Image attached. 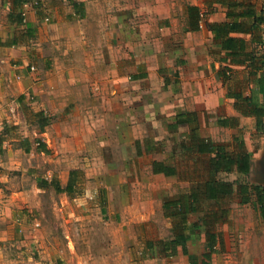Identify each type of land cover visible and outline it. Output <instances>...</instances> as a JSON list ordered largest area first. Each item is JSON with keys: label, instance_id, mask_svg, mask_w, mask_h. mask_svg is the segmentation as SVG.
Wrapping results in <instances>:
<instances>
[{"label": "crops", "instance_id": "0c3cea01", "mask_svg": "<svg viewBox=\"0 0 264 264\" xmlns=\"http://www.w3.org/2000/svg\"><path fill=\"white\" fill-rule=\"evenodd\" d=\"M45 1L51 8H55L57 18L62 20L65 18L64 25L70 22L68 19L82 16L85 11L83 4L88 3L87 0H69L70 2L65 0L67 6L65 10H61L60 3L56 4L53 0ZM73 1L78 5L74 6ZM117 1H124L126 6L127 2L128 5H132V0ZM237 1L242 5H235L236 10L247 6L254 9L255 14H260L264 7V0ZM29 2L24 1L22 6L18 7V11H22V21L17 22L12 17L0 19V136L2 137L0 264H87L89 262L83 252L77 249H69L68 253L62 254V257L53 259L50 252L51 237L43 235L42 230L36 226L35 218L31 217L37 214L36 210L40 202L38 191L42 193L50 189L57 192L53 185L40 186L39 182L42 179L53 180L64 187L71 170H76L78 174L73 191H59L60 193L71 198L81 196L84 203L91 198L100 200L101 194L105 200L112 199L108 185L124 181L116 180L113 175L107 181L98 178L95 190L85 186L82 194L76 195L82 190L84 167L89 163L82 156L79 157L76 150L85 149L82 135L87 134L92 140L96 138L94 127L99 128L101 119H107V126L114 132L110 134H114L119 141L123 139V135L133 139L136 155H150L148 167L151 174L174 177L177 181L186 183L184 187H177L175 192L160 199L161 215L166 219L169 234L158 240L170 238L173 235V219L164 215L163 201L178 197L188 191L191 184L208 178L207 161L210 153L198 152L191 146L192 144L187 143L190 135L210 139L214 143L224 144L228 149H232L235 146L234 135H239L244 140L241 127L247 121L253 123L254 130H261L256 127L255 117L241 113L234 106L233 97L227 95L234 89L246 95L252 94L254 100L258 102L262 100L256 78L248 75L246 65H232L231 80L226 82L219 80L221 85L216 86L217 88L212 85L214 77L209 74L215 70L217 76L216 68L220 66L218 60L220 54L218 51L215 52L219 46L213 42L212 33L206 28L205 22L230 20L227 16L229 8L226 3H220L219 0H139V4L146 3L147 7L156 9L157 13H151L147 18L152 21L163 19V24L169 27H162L160 32L153 34L148 32L147 46L141 49L140 53H132L129 48L116 45L108 46L109 49L105 53L97 44L92 47L83 44L45 49L39 44H33L35 42H32V38L28 42L19 39L18 29L26 28L30 33L38 23L39 13L31 9L33 7ZM6 3L8 9L9 4ZM188 5L199 7L201 19L198 29L185 31ZM231 34L246 39L247 49L253 47L254 44L249 41V33L232 32ZM75 35L84 37V33L77 31L69 33L65 30L63 33L66 40ZM160 38L165 42L159 43ZM150 39L152 43L149 42ZM208 50L219 55L217 61L207 55ZM103 54L108 55L106 60L101 57ZM238 70L244 72L242 77L237 75ZM243 84L247 86L242 88ZM134 86L137 87L136 92L132 89ZM84 91L91 99L84 101ZM224 100L225 113H215L208 117L214 120V127L206 130L207 116L204 115L202 108L216 107ZM147 104L154 106L149 109ZM44 117L49 122L41 125ZM177 118L182 120L177 121ZM219 118H225L228 125L220 124ZM154 124L159 127L161 125L163 130L167 129L169 134H177L172 141L168 139L167 151H164L165 143L160 146L159 138L148 134ZM103 126L107 127L106 122ZM216 127L229 131V138L214 137L213 129ZM142 136L144 137L141 138ZM89 137L87 139L91 142ZM244 145L251 156L248 172L242 173L234 169L218 171L215 174L217 180L232 185V192L216 196V199L201 195L200 198H206L205 204L208 206L188 213V223L194 230L186 243L188 252L183 253L180 245L173 254H165L159 249L151 250L150 247H145L143 250L142 245L139 253L144 252V255H147L144 259L146 262L157 264L158 261L173 259L175 264L192 262L199 264L204 260V253L208 251L206 243L213 235L215 241L210 252V262L219 256L222 262L227 264L235 255L237 262L245 263L247 256L252 255L253 264H264V218L260 207L253 201L243 202L250 204L248 207L231 205L235 199L240 202L237 189L240 183L264 184L254 180V175L252 176L250 172L251 161H255L254 151L245 140ZM36 150L54 151V155L64 151L68 152V155L64 161L59 159L54 162V170L60 174L52 172L50 176L46 175L43 178L34 175L32 185L25 188L20 185L22 178L18 174L20 168H23L22 173H24L25 167L18 156ZM71 150L74 153L70 154ZM161 153L163 158H159ZM186 159L189 160L188 166L184 165ZM200 159L204 161H199ZM153 160L174 165L176 172L170 175H164L162 172L154 173L151 169ZM51 161L53 160L50 159ZM185 168L189 171H184ZM203 168L202 176H197V173L193 172L197 170L200 174ZM229 173L246 175V179L234 182L221 176ZM74 192L76 193L72 195ZM121 193L123 194L122 191ZM22 203L24 204L21 205ZM101 208L104 210V206ZM79 210L81 211L79 214H86L90 209L85 206ZM142 215L143 218L139 221L144 223L143 221L149 220L153 213L146 208L145 213L143 209ZM200 216L203 219L199 220ZM197 220L200 223L195 227L193 224ZM148 241L150 238H146L144 246H147ZM70 243L69 238L68 245Z\"/></svg>", "mask_w": 264, "mask_h": 264}, {"label": "rangeland", "instance_id": "374dc122", "mask_svg": "<svg viewBox=\"0 0 264 264\" xmlns=\"http://www.w3.org/2000/svg\"><path fill=\"white\" fill-rule=\"evenodd\" d=\"M24 1H30L29 4L33 7L31 9L39 13L38 23H36L30 33L26 31V28L18 29L19 39L28 42L32 38V42H35L33 44H39L45 49L67 45L82 46L83 44L92 47L97 44L98 47L102 48V52L105 53L109 49L108 46L114 45L127 47L132 53H140L141 49L147 46L148 32L153 34V32H160L162 27H169V25L163 24V19L152 21L147 18L151 13L156 14V9L147 7L146 3L145 5L139 4V0H132V5H128L127 2V6L124 1L87 0V5L83 4V9L85 10L83 15L68 19L70 22L65 23V25V18L63 20L57 18L55 15L57 12H54L55 8H51L45 0H0V19L3 17L9 19L11 16L15 17L19 5L22 6ZM53 1H56V4L57 2L60 3L59 9L61 10L66 8V1L70 2L69 0ZM6 2L9 4L8 9L5 6ZM65 30L69 31V33L71 31L84 33V37L75 35L66 40L67 38L63 36ZM14 32L16 33L17 31ZM149 42L152 43V40L150 39ZM163 42L165 40L160 38L159 43ZM207 55L212 57L214 61H217L219 56L214 51L209 50ZM101 57L106 60L108 55L103 54ZM209 74L212 78L214 77L212 85L214 87L220 86L221 80L215 75V70H212ZM237 75L242 77L244 72L238 70ZM233 80L234 78L232 82ZM222 85L224 86V84ZM246 86V84H243L242 88ZM132 89L134 92L137 91L135 86ZM89 99L91 97L86 96L84 91V101ZM85 104L87 105L88 103ZM147 105L149 109L154 106V104ZM225 105L224 100L216 107L210 109L202 108L204 115L207 116L205 119L206 130L214 127V120L208 119V117L215 113H225ZM105 122L107 126V119H101L99 128L94 127L96 132L94 140L87 134L82 135L85 149L76 150V154L79 157L82 156L89 162L84 167L82 190L76 195L82 194L85 186L95 190L98 178L107 181L113 175L116 180L123 179L124 181L108 185L112 199L109 201L105 200L101 194L100 200L91 198L84 203L83 197L78 196L82 200V203H80L81 200L79 198H71L54 190L49 189L42 191V193L38 191L37 195L40 198V202L38 210H36L37 214L32 215L31 218H35L36 226L42 230L43 235L51 237L52 247H50V252L53 259L62 257V254L68 253L69 249H77L85 255V258L89 261L87 264H149L144 260L147 255L145 256L144 252L139 253L142 245L143 250L145 247H150L151 250H158V239L164 238L169 234L166 219L161 215L160 199L164 195L175 192L177 187H184L186 183L179 182L174 177H160L151 174L148 167L151 159L150 155H136L133 139H128V137L123 135V139L119 141L114 134H110L114 133L110 130V127L103 126ZM252 126L253 123L251 124L250 121H247L241 128L244 140L250 149L254 151L253 156H255V161H257L262 157L263 153L264 126L261 130H254ZM163 129L161 125L159 127L154 124L148 134L156 135L159 138L160 146L165 143L164 151H167V144L170 139L172 141L176 133L172 135L169 134L170 132L167 129ZM225 130L216 127L213 129L214 137L218 139L229 138L230 133ZM88 137L90 138L89 140H92L91 142L88 141ZM54 153V151L40 152V150H36L33 153H22L21 156H18L22 160L23 167H25L24 173H22L23 168H20L18 172L22 178L20 185L25 188L32 185L31 181L34 175L43 178L46 175L50 176L52 172L57 175L60 174V172L54 170V162L59 159L64 161L68 152L63 151L55 155ZM69 153H74V151L71 150ZM160 157H164L162 153L159 155ZM50 159L53 161L50 162ZM199 161L204 160L200 159ZM188 162L189 160L186 159L184 165H187ZM200 164L202 163L200 162ZM184 171H189V169L185 168ZM193 172H196L197 176H202L204 168L200 174H198L197 170ZM221 176L226 179H232L234 182L246 179V175L237 173L222 174ZM76 192L72 193V195ZM104 200L105 203H103ZM235 200L231 202L233 207L250 206V204L240 203L238 200L236 202ZM85 206L90 210L86 214H79L81 212L79 209ZM102 206H104V210H102ZM146 208L151 210L153 215L149 220H144V223H141L139 219L143 218V209L145 213ZM69 238L71 241L70 245H68ZM146 238H150V241H148L149 245L147 243V246H144ZM249 250H252L251 245ZM232 252L235 251L232 250ZM250 254L252 253L250 252ZM252 259V255H249L247 256V262L239 263L234 255L227 264H253ZM150 264L156 263L151 262ZM157 264L175 263L173 259H165L162 262L158 261ZM211 264H224V262L217 256Z\"/></svg>", "mask_w": 264, "mask_h": 264}, {"label": "trees", "instance_id": "16d2710c", "mask_svg": "<svg viewBox=\"0 0 264 264\" xmlns=\"http://www.w3.org/2000/svg\"><path fill=\"white\" fill-rule=\"evenodd\" d=\"M219 1L220 3H226L229 8L227 16L230 17V20L205 22L206 28L212 33L213 42L219 46L215 50V52L218 51L220 54L218 58L220 66L216 68V74L221 81H230L233 71L232 65H246L248 75L256 78L258 92L262 94V100L258 102L254 100L252 94L246 95L244 92L234 89L230 90L227 95L233 97L234 106L241 113L254 116L256 127L261 129L264 126V12L261 10L260 14H255L254 9L247 6H242L241 10H236L234 9L235 5H242L237 0ZM72 4L74 6L78 5L75 1ZM186 12L187 23L184 30L198 29L201 19L199 7L188 5ZM12 18L17 22L22 21V11H18L16 16ZM232 32L249 33V41L252 45L254 44L253 47L247 49L246 44L248 41L240 36L232 35ZM43 119L41 125L49 122L47 118L44 117ZM180 120L182 119L177 118V121ZM218 122L228 125L225 118H219ZM233 141L235 146L232 149H228L224 144H217L210 139L190 135L187 143L192 144L191 146L198 152L210 153L207 161V168L209 169L208 178L204 181L191 184L188 191L180 194L178 197L163 201L164 215L173 219V235L170 238L159 240L158 249L160 251H164L165 254H173L177 246L180 245L182 252L187 253L186 243L190 233L194 231L191 224L188 223V213L208 206V204H205L206 198L202 199L200 196L204 195L216 199V196L232 192V185L230 183L222 182L215 178V174L218 171H232L236 169L242 173L248 172L251 156L245 148L244 140L241 136L234 135ZM1 144L2 137L0 136V153H2ZM151 169L154 173L162 172L164 175L176 172L174 165L160 160H153L151 162ZM76 176H78L76 170H71L68 182L64 187H61L58 182L46 179H42L38 185L47 186L51 184L57 192H71L73 191ZM237 189L240 194V202L253 201L260 207L262 217L264 218V184L242 182L237 186ZM201 219H203L202 216L199 217V220ZM199 220L194 222L193 226H198ZM214 241L215 236L211 235L206 243L208 251L204 253V260L199 264H211L210 252L213 250ZM191 264L195 263L192 262Z\"/></svg>", "mask_w": 264, "mask_h": 264}, {"label": "water", "instance_id": "95a60500", "mask_svg": "<svg viewBox=\"0 0 264 264\" xmlns=\"http://www.w3.org/2000/svg\"><path fill=\"white\" fill-rule=\"evenodd\" d=\"M252 176L254 175V180L259 182H264V150L262 153L261 160L251 161V170Z\"/></svg>", "mask_w": 264, "mask_h": 264}, {"label": "built area", "instance_id": "2783aa9c", "mask_svg": "<svg viewBox=\"0 0 264 264\" xmlns=\"http://www.w3.org/2000/svg\"><path fill=\"white\" fill-rule=\"evenodd\" d=\"M262 10H263V12H264V7H263V9H262ZM263 38H264V31H263Z\"/></svg>", "mask_w": 264, "mask_h": 264}]
</instances>
